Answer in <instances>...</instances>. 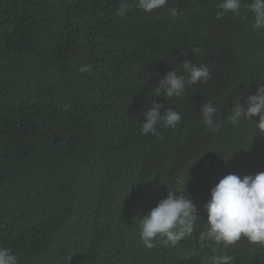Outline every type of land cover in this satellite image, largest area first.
<instances>
[{
	"label": "trees",
	"instance_id": "16d2710c",
	"mask_svg": "<svg viewBox=\"0 0 264 264\" xmlns=\"http://www.w3.org/2000/svg\"><path fill=\"white\" fill-rule=\"evenodd\" d=\"M248 2L217 19L220 0H168L124 18L120 0H0V247L19 264H202L212 254L264 264V245L242 239L213 253L194 238L221 178L264 172L258 118L228 120L264 85V29L253 30ZM185 60L211 79L152 97ZM151 99L182 116L175 129L157 125L159 138L140 133ZM208 101L216 133L201 122ZM168 191L186 193L200 221L176 246L147 249L139 221Z\"/></svg>",
	"mask_w": 264,
	"mask_h": 264
},
{
	"label": "clouds",
	"instance_id": "9594fccd",
	"mask_svg": "<svg viewBox=\"0 0 264 264\" xmlns=\"http://www.w3.org/2000/svg\"><path fill=\"white\" fill-rule=\"evenodd\" d=\"M168 0H120L116 15L124 18L135 7L145 13L163 8ZM243 0H220L216 18L221 19L227 13L239 14ZM244 7L252 13L253 30L264 29V0H249ZM172 18L181 13L176 7L167 9ZM194 51H198L195 49ZM80 73H88L91 67L83 64L78 68ZM186 74V75H185ZM211 79L210 68L207 65H197L183 61L179 70L172 67L161 77L152 88L151 96L162 97L164 100L179 98L185 94L187 86L207 83ZM70 105H63V110H70ZM201 122L206 130L219 132L220 123L216 118L217 108L211 101L203 103L199 108ZM228 120L236 125L243 119L253 120L258 129L264 131V85H258L254 95L247 96L244 103L240 98L229 109ZM143 122L140 123L141 135L160 137L157 128L175 129L181 122L182 116L173 108L163 109L162 104L150 101V107L142 113ZM206 220L204 228L194 237L200 247L222 245L227 248L236 245L242 239L250 244L264 245V172L243 177L227 174L210 189V198L203 205ZM200 221L196 205L185 194L168 191L166 198L159 200L154 208L139 221V238L147 249L156 247V241L164 246L174 247L181 240L193 237L196 224ZM195 254V251L193 252ZM234 257L227 254H212L203 258L202 264H233ZM0 264H19L17 256L10 248L0 247Z\"/></svg>",
	"mask_w": 264,
	"mask_h": 264
}]
</instances>
